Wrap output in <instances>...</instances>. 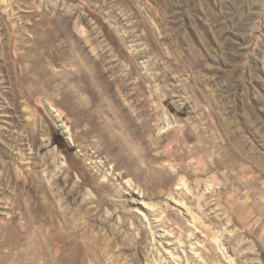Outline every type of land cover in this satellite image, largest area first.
I'll list each match as a JSON object with an SVG mask.
<instances>
[{
  "label": "rangeland",
  "instance_id": "obj_1",
  "mask_svg": "<svg viewBox=\"0 0 264 264\" xmlns=\"http://www.w3.org/2000/svg\"><path fill=\"white\" fill-rule=\"evenodd\" d=\"M0 264H264V0H0Z\"/></svg>",
  "mask_w": 264,
  "mask_h": 264
},
{
  "label": "trees",
  "instance_id": "obj_2",
  "mask_svg": "<svg viewBox=\"0 0 264 264\" xmlns=\"http://www.w3.org/2000/svg\"><path fill=\"white\" fill-rule=\"evenodd\" d=\"M102 28H103V30H104V32H105L107 38H108L110 41H112V40H113V37H112V35L109 34V31H108L109 29H108V27H107V26H102Z\"/></svg>",
  "mask_w": 264,
  "mask_h": 264
}]
</instances>
